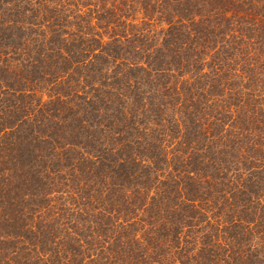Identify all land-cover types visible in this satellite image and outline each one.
Listing matches in <instances>:
<instances>
[{
    "label": "trees",
    "instance_id": "16d2710c",
    "mask_svg": "<svg viewBox=\"0 0 264 264\" xmlns=\"http://www.w3.org/2000/svg\"><path fill=\"white\" fill-rule=\"evenodd\" d=\"M0 264H264V0H0Z\"/></svg>",
    "mask_w": 264,
    "mask_h": 264
}]
</instances>
